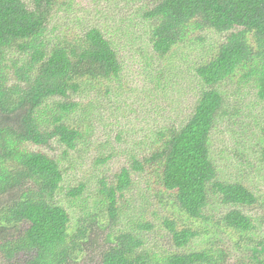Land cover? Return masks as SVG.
Returning <instances> with one entry per match:
<instances>
[{
    "label": "trees",
    "instance_id": "trees-1",
    "mask_svg": "<svg viewBox=\"0 0 264 264\" xmlns=\"http://www.w3.org/2000/svg\"><path fill=\"white\" fill-rule=\"evenodd\" d=\"M136 14L150 50V59L166 57L197 32L221 34L207 60L193 67L198 92L180 126L156 131L147 154L130 155L127 165L97 179L98 208L72 225L58 198L63 169L49 149L64 146L62 155L85 140L69 122L100 84L103 94H118L123 65L114 41L101 26L91 25L77 38H52L50 19L66 0H0V256L5 264H264V236L254 238V219L241 208L257 203V195L239 180L219 176L211 157V132L227 113L222 85L236 79L248 82L264 101V0H126ZM68 5V4H67ZM158 71L156 85L163 80ZM158 76V77H157ZM111 83V84H110ZM85 94V95H84ZM83 95V96H82ZM48 100L51 103L48 104ZM84 100V99H83ZM231 114L233 111L230 112ZM119 136V135H118ZM258 162L264 170V136ZM109 154L96 161L104 164ZM134 174L149 175L168 193L174 212L202 227L171 215L163 219L172 246L163 252L150 248L141 231L148 222L125 220V195ZM84 183L69 187L74 200ZM227 207L217 218L213 206ZM173 213V212H172ZM211 224V227L208 225ZM106 229V231H105ZM101 230H104L102 232ZM212 230L238 237L248 249L232 260L225 242L199 250H184Z\"/></svg>",
    "mask_w": 264,
    "mask_h": 264
},
{
    "label": "rangeland",
    "instance_id": "rangeland-1",
    "mask_svg": "<svg viewBox=\"0 0 264 264\" xmlns=\"http://www.w3.org/2000/svg\"><path fill=\"white\" fill-rule=\"evenodd\" d=\"M66 1L69 3L52 15L49 35L61 39L77 38L89 26H101L105 35L114 41L123 65L119 83H113L118 94H103V83L96 89L99 92L92 91L84 100L79 95L72 97V100L80 99L82 105L88 100L91 102L86 105L87 112H92L86 114L87 119H83V111L79 108L69 116V122L83 131L85 140L69 150L67 156L62 155L64 146L59 144L54 143L49 149L42 147L62 166L63 180L58 198L75 225L79 218L97 210V179L102 174L111 175L127 165L130 155L147 154L161 127L180 126L186 120L198 92L192 82L193 67L209 58L214 45L223 36L213 30L197 32L166 57L152 60L143 24L135 13L137 3L126 0ZM158 71L164 75L160 85L153 79ZM235 81L222 85L228 108L211 132V157L221 178L239 180L257 195L256 204L241 209L256 222L253 237L261 238L264 236V170L258 162L255 143L264 136V101L257 99L256 89L250 82L237 86ZM106 154L110 155L109 160L103 165L98 164L96 159ZM79 183H84L86 189L79 198L69 199L66 191ZM125 199L128 205V210L123 212L125 220L131 218L153 226L141 231L150 248L163 252L178 250L172 246L170 236L163 228L165 216L183 219L182 223H192L193 227L203 226L202 222L190 221L183 214L174 212L168 193L149 175L134 174L132 188ZM226 208L215 205L212 215L217 218ZM234 234L232 238L212 230L204 237L194 238L184 250L204 249L221 238L230 258L235 260L248 253V249L235 243L238 237ZM87 262L95 264L96 260ZM0 264H5L1 256Z\"/></svg>",
    "mask_w": 264,
    "mask_h": 264
}]
</instances>
